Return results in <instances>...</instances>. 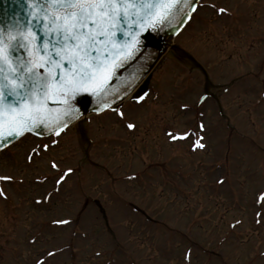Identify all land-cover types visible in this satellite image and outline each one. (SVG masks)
Segmentation results:
<instances>
[{
	"label": "rangeland",
	"instance_id": "1",
	"mask_svg": "<svg viewBox=\"0 0 264 264\" xmlns=\"http://www.w3.org/2000/svg\"><path fill=\"white\" fill-rule=\"evenodd\" d=\"M200 3L230 14L199 6L172 41L214 84L239 79L227 91L210 88L220 92L225 116L213 100L199 101L202 76L174 62L169 49L146 101L126 100L123 118L106 113L88 123L91 159L110 177L83 165L73 132L31 163L26 157L37 140L17 143L0 156V175L17 181L0 186L7 193L0 199V264H264V0ZM170 130L199 133L205 148L192 149L194 136L169 142ZM51 161L75 171L49 203L36 204L52 192ZM65 218L70 225L52 223ZM49 251L56 255L45 256Z\"/></svg>",
	"mask_w": 264,
	"mask_h": 264
},
{
	"label": "snow or ice",
	"instance_id": "2",
	"mask_svg": "<svg viewBox=\"0 0 264 264\" xmlns=\"http://www.w3.org/2000/svg\"><path fill=\"white\" fill-rule=\"evenodd\" d=\"M26 3L28 16L31 17L29 23L14 30L9 28L6 36L4 30H0V153L9 146L10 141L19 140L28 134L40 135L41 128L45 129L49 137L61 136L69 123L79 115L76 104L81 94L98 97L103 102L102 105L98 104V110L100 106L107 108L116 102L115 96L111 102L107 100L109 89L104 84V74L108 66L100 59L96 46L123 34L122 22L126 23L133 17L135 22L142 21L143 17L136 11L137 8L145 10L144 15L151 16L153 21L178 26L193 18L199 0H45L43 4L40 0H26ZM200 6L213 7L218 15L230 14L225 8L216 9L214 5ZM37 8L39 11L33 14ZM33 21L40 34L33 30ZM103 24L108 25L107 31L103 29ZM93 28L96 29L95 34ZM40 41H43V46ZM133 42L140 45L136 33L126 43ZM30 45L33 48L31 52ZM16 47L24 49L27 58H15L13 54ZM137 51L139 47L127 55L132 57ZM135 99L139 102L144 97ZM50 101L57 108L49 107ZM112 110L123 118L124 114L119 108L113 107ZM54 112L56 115L53 118ZM126 127L133 130L136 126L127 123ZM199 129L202 133L204 125H199ZM167 136L173 141L187 140L194 136L193 150L205 147L202 143L204 137L194 131L182 135L169 131ZM56 143V139H50L49 143L34 147L27 157L28 162H34L41 151H49ZM50 168L56 173L52 178V192L46 194L43 200L34 201L36 204L49 203L73 172L71 168L61 170L55 161L50 163ZM0 182L12 184L17 181L13 176L0 175ZM218 183L223 184L224 181L219 180ZM0 199H7L3 188H0ZM260 199L264 200V196ZM260 222L258 218L257 223ZM52 223L63 227L70 225L71 221L65 218ZM55 255L53 251L45 253L48 257ZM37 264L47 262L41 258Z\"/></svg>",
	"mask_w": 264,
	"mask_h": 264
},
{
	"label": "water",
	"instance_id": "3",
	"mask_svg": "<svg viewBox=\"0 0 264 264\" xmlns=\"http://www.w3.org/2000/svg\"><path fill=\"white\" fill-rule=\"evenodd\" d=\"M45 0H40L43 4ZM39 9L33 10V14L38 12ZM140 16L143 17L142 21L135 22V17L128 19L123 24V34H118L115 38L105 40V42L98 44L96 47L99 49L98 55L101 60L108 66L107 71L104 74V84L109 89L107 100L112 101L113 97H116V102L112 106L116 105L123 99H125L134 88L147 77L146 83L150 79V72L154 68L157 61L165 52L167 47L168 38L177 34L183 25L174 26L173 24H161L158 20L153 21L151 16H145L144 11L139 8L136 9ZM156 11H159L158 9ZM31 17L28 16V8L26 0H0V30H4L5 36L9 28L13 30L20 26L23 27L29 23ZM151 21V22H150ZM33 30L39 33V28L33 21ZM131 25V28L129 27ZM103 29L107 31L108 25L103 24ZM93 33H96V29H92ZM136 33L140 39V45L137 46L133 43H126L129 41L130 36ZM43 46V41H40ZM139 47V51L134 56L129 57L127 53L133 51ZM54 50V49H52ZM7 52V48L5 49ZM29 51H33L32 46H29ZM183 53V52H182ZM105 54L107 58L105 59ZM15 58H27V53L24 49L16 47L14 51ZM183 56L187 60L199 68L206 76L208 83V76L204 69L192 58L190 55L183 53ZM66 74V73H65ZM145 83V84H146ZM91 91V90H90ZM146 85L141 87L135 94L137 97L145 93ZM11 100H9V103ZM102 101L94 95L88 93L81 94L78 97V103L76 104L79 109V115L74 118L69 124L75 122L83 115L89 113H100L109 107L100 106L98 110V104L102 105ZM111 106V107H112ZM49 107L57 108V105L49 102ZM56 113H52L53 118ZM5 134L7 133V115L5 114ZM48 133L45 129H40V135L46 136ZM15 141V140H14ZM10 141V143L14 142Z\"/></svg>",
	"mask_w": 264,
	"mask_h": 264
}]
</instances>
